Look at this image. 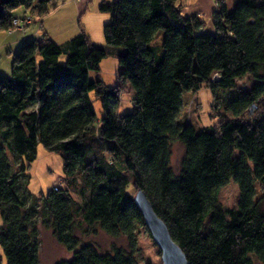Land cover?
<instances>
[{
  "label": "trees",
  "instance_id": "obj_1",
  "mask_svg": "<svg viewBox=\"0 0 264 264\" xmlns=\"http://www.w3.org/2000/svg\"><path fill=\"white\" fill-rule=\"evenodd\" d=\"M50 1L10 0L0 30L10 28L12 9L41 17ZM216 1L212 34L202 30L197 13H180V0H111L97 6L110 15L102 27L105 46L83 30L63 44L46 35L23 39L9 76L0 75V246L6 264H38L39 223L71 253L54 264H139L123 249L101 252L72 232L76 215L109 234L133 224L148 232L130 186L146 195L187 264L264 262V113L244 119L264 94V2L233 0L228 11L224 0ZM113 46L124 52L117 54L119 80L109 87L97 73L106 47ZM242 76L252 83L218 101L229 116L216 127L197 130L179 121L183 91L206 85L216 98ZM123 88L133 106L127 113L117 110ZM90 93L99 100V118ZM173 141L184 149L176 169ZM39 144L62 154L66 178L63 187L37 199L25 189L23 172ZM231 180L236 206L223 208L218 191Z\"/></svg>",
  "mask_w": 264,
  "mask_h": 264
},
{
  "label": "rangeland",
  "instance_id": "obj_2",
  "mask_svg": "<svg viewBox=\"0 0 264 264\" xmlns=\"http://www.w3.org/2000/svg\"><path fill=\"white\" fill-rule=\"evenodd\" d=\"M224 1L226 2L227 10H232L235 1ZM257 1L264 2V0ZM183 3L184 4L180 8V13L182 15L197 13L200 20H203L202 30L205 33L212 34L214 31V27L212 25V20H210L209 17H212L211 12L213 8H216L218 6V2L216 0H187ZM11 11L13 17L19 20L26 15L31 16V22L29 24L25 23L22 29H10L9 35H11L12 32H18L21 35L27 33L26 36L19 41V43H22L21 41L24 38L42 35V32L39 28L40 26L38 27V23L36 21V19L38 18V15H36V13H31L27 10H24L23 7H17L12 9ZM108 17H110L109 14ZM56 33H54V36ZM1 36L2 34L0 31V37ZM92 36L93 38L91 41L95 45L100 47L105 46L104 40L102 39V34L101 40L96 41L97 37L98 39H100L99 31L97 35V31L92 29ZM19 47L20 44L15 47L12 46L10 51L11 54L7 53L9 52L8 48H0V75L4 74L6 76H9L11 68L10 64L13 57L12 55L17 51ZM106 48L108 49L106 50L109 51L108 55L103 57L99 62V71L97 74L105 85L113 87L118 82V75L119 72H121V66L119 62H117V54L124 51L123 48L117 46H113V48ZM90 75L91 77H94L96 74L92 73ZM252 81L253 79H251L250 76H242L236 81L234 87L227 88L225 90H218V97L216 98L212 96V93L209 91L206 85L193 92L183 91V106L178 113L179 121H181L182 123L188 122L197 130L209 126L216 127L222 116H229V114L224 113L222 104H219L218 101L221 100V102H224V100L226 101L227 97H235L238 92L243 89H247V86L252 83ZM128 94L129 93L125 91L124 88L122 91H120V97L117 104V110L119 113H127L133 108L130 102V95ZM89 97L91 98V104L92 108H94L95 116L96 118H99L101 115L99 100L94 97L92 93L89 94ZM259 101L260 103L255 104V108L252 107L250 110L246 111L244 119L250 120L251 118H255L264 113V94L261 95ZM170 150L171 165L173 169H176L180 161L179 159L183 155L184 149L179 142L173 141ZM35 155V159L29 163V166L23 173L27 178L25 189L29 193L30 197L39 199L41 194H45L49 189H52V187H63L64 183L62 181L64 178H66V176L63 172L62 154H60L58 151L47 150L39 144V146H37ZM127 191L130 195L135 193V190L131 186L127 189ZM218 192V202L222 205L223 208L231 209L232 207L236 206L238 191L233 180H231L224 187L220 188ZM76 199L78 200V198ZM1 221L2 219L0 214V225H2ZM74 221L75 224L73 226L72 232L78 238L79 242H92L101 252H109L111 250V247L115 246L116 248H119L121 250L123 249L124 252L134 255L136 261L139 264H161L160 252L151 240L148 232L142 227L137 226L136 224L127 227V229H124V231H121L118 234H109L99 226H86L80 220L79 215H76ZM38 234L40 245L38 252V264H54L58 260L71 257V253L65 250V248L61 244L57 243L50 230L40 223L38 225ZM251 258L253 259L254 264H264V262H261L258 259H255L253 257ZM0 264H6L1 246Z\"/></svg>",
  "mask_w": 264,
  "mask_h": 264
},
{
  "label": "crops",
  "instance_id": "obj_3",
  "mask_svg": "<svg viewBox=\"0 0 264 264\" xmlns=\"http://www.w3.org/2000/svg\"><path fill=\"white\" fill-rule=\"evenodd\" d=\"M101 1L110 2L111 0H51L47 6V12L36 19L40 24L39 28L42 35L34 37L46 35L55 43L63 44L83 30L91 41L93 38L92 29H94L97 31V35L98 31L100 33V39L97 37L96 41L101 40L102 25L109 20L108 14L98 11L97 6ZM186 1L180 0V3L183 5V2ZM209 19L211 20V17ZM0 31L2 34L0 37V48H8L9 52L7 53L9 54H11V47L20 44L19 41L27 34L26 32L24 35L12 32L9 35L2 30ZM54 33H56L55 36Z\"/></svg>",
  "mask_w": 264,
  "mask_h": 264
},
{
  "label": "water",
  "instance_id": "obj_4",
  "mask_svg": "<svg viewBox=\"0 0 264 264\" xmlns=\"http://www.w3.org/2000/svg\"><path fill=\"white\" fill-rule=\"evenodd\" d=\"M9 2L10 0H0V13L2 12V7ZM132 196L135 207H137L143 219L144 226L160 252L161 264H187L182 250L170 238L167 228L153 212L152 206H150L143 191L136 190Z\"/></svg>",
  "mask_w": 264,
  "mask_h": 264
},
{
  "label": "built area",
  "instance_id": "obj_5",
  "mask_svg": "<svg viewBox=\"0 0 264 264\" xmlns=\"http://www.w3.org/2000/svg\"><path fill=\"white\" fill-rule=\"evenodd\" d=\"M216 5V4H215ZM37 21V20H36ZM11 26L9 29L5 30L6 33H10V29L12 28H17V29H22L24 24H29L31 22V16H24L22 17V19H17L15 17L11 18ZM38 23V27L40 26L39 22L37 21ZM217 79V75L215 74L214 76L211 77L210 81H215Z\"/></svg>",
  "mask_w": 264,
  "mask_h": 264
}]
</instances>
